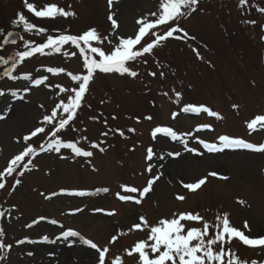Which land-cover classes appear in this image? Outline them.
Returning a JSON list of instances; mask_svg holds the SVG:
<instances>
[{
	"label": "rangeland",
	"instance_id": "rangeland-1",
	"mask_svg": "<svg viewBox=\"0 0 264 264\" xmlns=\"http://www.w3.org/2000/svg\"><path fill=\"white\" fill-rule=\"evenodd\" d=\"M27 2L37 10L55 4L75 16L37 18L25 7V0H16L28 22L50 29L36 33L27 31L23 22L15 23L25 36L16 50H28L26 41L42 42L39 36H80L90 29H95L103 40L79 45L68 42L60 52L45 49V54L25 59L19 67V82L9 78L0 81V90L5 92L0 96V172L25 147L31 145L37 150L35 155L25 157L27 168L21 164L20 169L2 179L5 182L12 177L0 190V211L5 212L1 221L5 234L0 242L11 248H0V256L4 257L0 264H97L98 253L83 242L85 239L101 249L109 248L106 264L116 256L123 257V264H137L138 254L129 257L125 250L148 239L147 228L130 231L141 216L155 226L161 219L174 218V214L199 213L204 221L215 224L217 216L227 213L232 227L249 238L264 237V152L244 148L209 151L200 143L222 147L219 137L227 135L264 144V130L251 131L247 127L255 116L264 115V0H247L243 5L240 0H199L196 11L179 21L186 37L184 32H176L157 45L152 54L130 62L137 76L97 71L76 118L55 137L49 133L66 114L58 110L53 124L44 118L74 95L71 90L78 87V82L69 73H87L85 55L100 59L91 53V47L108 54L121 38H135L140 27L137 21H154L156 17L151 13L159 12L160 0H112L111 5L109 0ZM109 16L117 20L118 27H113ZM14 21L7 20V26ZM167 30L168 25H158L136 47L155 40L153 32L164 35ZM81 48L86 51L81 53ZM13 49L7 48L4 54ZM48 68L64 71L52 73ZM26 74L31 79H24ZM35 80L43 82L37 85ZM189 105L207 107L222 119L206 112H184L182 109ZM39 127L45 132L24 140ZM156 127H169L180 139L161 134L153 139ZM105 132L108 134L103 135ZM56 139L62 144L74 143L93 155L78 156L67 147L59 152L49 149ZM42 144L48 149L40 151ZM185 144L196 151L186 150ZM149 148L154 153L152 160L146 159ZM175 152L180 155H169ZM150 164L152 171L148 172ZM17 172L21 183L10 186ZM211 172L218 175L211 176ZM157 175L160 178L152 190L141 197L148 181ZM205 177L206 183L195 191L183 186ZM122 186L138 191L126 192ZM78 192L86 194L75 195ZM118 194L133 199L122 201ZM178 196L185 199L181 201ZM181 223L185 231L203 226L198 221ZM67 230L77 231L80 236L56 239ZM45 236L55 242H44ZM113 236H117L115 243H111ZM214 247L219 250L218 245ZM228 247L241 262L264 264V246L244 245L233 238L231 245H225Z\"/></svg>",
	"mask_w": 264,
	"mask_h": 264
},
{
	"label": "snow or ice",
	"instance_id": "snow-or-ice-1",
	"mask_svg": "<svg viewBox=\"0 0 264 264\" xmlns=\"http://www.w3.org/2000/svg\"><path fill=\"white\" fill-rule=\"evenodd\" d=\"M199 0H160L159 12L151 13L152 16L156 17L154 21H148L147 18L137 21L140 25L138 34L135 38H121L119 44L115 46L114 50L106 54L99 47H91V53H96L100 59L90 58L89 56H84V67L87 70L85 75H71L72 80L78 82V87L72 89L71 91L74 95L69 97L68 103L60 102L56 106V109L53 110L51 115L45 116L44 121L53 124L57 119V111L62 110L63 114L58 120V126H54L53 130L49 133L51 136L55 137L58 132L65 130L70 122L73 121L77 116V110L81 108L82 101L85 94L89 91V84L94 78V74L99 71L101 73H119L121 75L128 74L133 77L137 76L138 73L131 70L129 66L130 62H136L144 54H152L153 49L159 45L162 41L167 40L170 37H173V34L176 32H184L182 28L179 27V21L181 18L187 17L196 11V6L198 5ZM241 5L246 4L247 0H240ZM109 4H112V0H109ZM25 7L31 11L37 18H49L55 19L57 16L69 17L75 16L74 12L65 11L63 8H59L57 5H45L42 9L37 10L34 4L28 3L25 0ZM264 12V9H261ZM109 19L112 22L113 27H118L117 20L113 19L112 16H109ZM23 22V26L27 31H35L36 33H44L47 30L43 27H37L33 23L28 22L23 14L19 15V20L14 23ZM173 22H175L173 24ZM248 23L255 24V21H247ZM158 25H168V30L164 35H158L153 32L152 35L155 36V40L150 43H147L146 46L137 48V45H140L142 38L147 35V32L151 29L156 28ZM12 33H8V37H12ZM184 36H187V33L184 32ZM176 39L181 37L176 36ZM23 39V37H21ZM92 40H103L100 35L96 32L95 29H90L84 32L80 36L74 35H59L54 37L48 35L46 42L33 46L31 42H25V48L28 50L20 51L14 55H9L5 58L4 55L0 54V63L11 66L12 70L17 68V65L22 63L26 58H30L36 53L45 54V49H52L55 52L61 51V46L71 42L74 45H79L80 42L84 44H89ZM16 44L15 39L5 38L0 42V52L4 50V45ZM81 53L85 52L84 48L80 49ZM75 55V53H73ZM146 62V61H145ZM47 71L52 73L62 72L63 69L48 68ZM155 75V73H152ZM163 75V73H161ZM4 76L12 80L20 79L21 77L13 75L12 71H6ZM24 79H31L30 75H25ZM46 79V77L44 78ZM43 81L35 80L34 83L39 85ZM61 91H69L68 89H61ZM5 95L3 90H0V96ZM179 95V94H177ZM234 108H237V105H233ZM184 112H206L211 116H215L219 119H222L219 113L212 111L211 109L204 106H185L182 109ZM177 114H173L175 118ZM151 119V117H147ZM201 128H210V125H201ZM247 127L251 131H262L264 130V115H257L251 121L247 123ZM134 131V130H130ZM45 128L39 127L35 129L29 136L24 137L25 141L31 139V137L36 136L38 133H44ZM105 132L103 135H107ZM157 134H161L162 137H170L173 140L180 139L177 133L169 127H156L152 132L153 139L157 137ZM123 135V133H121ZM219 140L222 142V147H218L216 144L206 143L200 141L209 151H223L225 148H244L256 152H264V144L255 145L253 143L246 142L243 139L231 138L227 135L219 137ZM98 147V145H94ZM43 148V145L40 146ZM49 149L60 151L61 147H67L72 149L76 155H83L85 157H90L93 155L92 152L82 151L81 148L77 147L74 143L62 144L60 139H56L49 144ZM186 150L190 152H195V149H188L185 144ZM103 151V149H101ZM36 154V148L31 145L24 148V150L15 155L14 158L10 161L9 166L5 169L4 172H0V189L5 188V183L2 182V179L5 175H11L17 168L24 165L27 168V164L24 163L25 157H30L31 155ZM153 150L151 148L147 149V160H152ZM171 156H179V152L169 153ZM160 159H163L161 156ZM30 162V160H29ZM148 172L152 171V165L150 164L147 168ZM23 175V172L20 173ZM211 176H217L218 173L211 172ZM159 175L150 179L147 183V186L143 188L141 192V197L149 193L152 190V185L158 180ZM226 178V177H225ZM207 177L200 179L195 183L184 184L183 186L186 189L195 191L199 189L202 185L206 183ZM21 181L19 179L15 180V184L19 185ZM126 192L135 193L138 191L135 187L122 186ZM98 191L107 192L108 189H100ZM86 193L78 192L75 195L83 196ZM119 195V194H118ZM179 200L183 201L184 196H178ZM119 199L122 201H128L133 199L129 195H119ZM136 203H140V200H136ZM240 203H244L240 201ZM76 211H80L77 209ZM97 211H103L102 209H97ZM113 213H109L112 215ZM5 216L4 211H0V218ZM139 223H136L132 226L131 230L144 228L149 229V236L147 240L137 241L135 245L129 250L126 249L125 253L131 257L134 254H138L137 264H247L246 261H239L236 257L235 252L231 247L225 248V245H231L233 238H238L240 242L248 246H264V237L261 238H249L243 232L237 230L235 227L230 225L228 219V214H223V217L217 216L216 223L210 224L207 221H204V218L199 215V213L193 215L191 213H181L178 216L174 214L172 219H161L157 225H149L147 220L141 216L139 217ZM181 221H198L203 222L202 228L191 227L185 231V225ZM52 223H57L53 220ZM31 227V225H29ZM245 228H248L247 222H245ZM211 230V234H210ZM4 229L0 227V236H3ZM80 236V233L74 230H67L61 233V236H58L56 239L59 240L63 238L67 240L69 237ZM117 236H113L111 243H115ZM44 242H55L49 241L47 236L43 237ZM86 245H89L92 249H95L98 253L97 264H106V255L109 253V248L104 247L103 249L99 248L96 243L89 239L83 241ZM19 243H24V241H19ZM219 246L217 251L214 246ZM8 249L11 248V245H5L3 242H0V248ZM151 253V255H150ZM32 253H29L31 255ZM0 259H4L3 256H0ZM109 264H123V257L116 256L115 259L111 260ZM252 264H256L255 261Z\"/></svg>",
	"mask_w": 264,
	"mask_h": 264
},
{
	"label": "flooded vegetation",
	"instance_id": "flooded-vegetation-1",
	"mask_svg": "<svg viewBox=\"0 0 264 264\" xmlns=\"http://www.w3.org/2000/svg\"><path fill=\"white\" fill-rule=\"evenodd\" d=\"M19 15L20 14H19L18 5L16 3V0H0V42L3 41L4 36L7 32L6 21L12 20V19L18 21ZM8 29H11V28H8ZM7 48H10V46ZM4 51L0 52V54L4 53ZM3 77L4 76L1 75L0 73V81L3 79Z\"/></svg>",
	"mask_w": 264,
	"mask_h": 264
},
{
	"label": "water",
	"instance_id": "water-1",
	"mask_svg": "<svg viewBox=\"0 0 264 264\" xmlns=\"http://www.w3.org/2000/svg\"><path fill=\"white\" fill-rule=\"evenodd\" d=\"M10 33H12L13 34V36L12 37H8V35H7V38H9V39H15L16 40V42H18L19 40H21V34L18 32V31H11ZM2 64L3 63H0V66H2ZM6 71H11V68H7L6 70H5V72Z\"/></svg>",
	"mask_w": 264,
	"mask_h": 264
}]
</instances>
